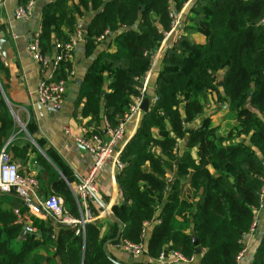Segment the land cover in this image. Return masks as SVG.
<instances>
[{"label": "trees", "instance_id": "obj_1", "mask_svg": "<svg viewBox=\"0 0 264 264\" xmlns=\"http://www.w3.org/2000/svg\"><path fill=\"white\" fill-rule=\"evenodd\" d=\"M30 1L34 0H18V5ZM188 1L55 0L43 7L38 40L44 52L55 46L51 39L68 42L78 19L93 14L84 51L87 58L96 55L74 104L87 119L83 126L88 134L103 136L101 123L116 128L129 114L171 28V14L179 13ZM186 12L180 38L166 43L152 70H157L151 96L156 100L147 114H141L120 154L123 169L116 183L122 203L113 211L119 235L113 228L104 235L97 220L85 225L84 239L75 236L72 227L58 226L54 234L34 218L32 232L21 237L24 227L16 222L13 208L23 201L0 195V264H114L103 244H145V224L152 225L145 244L151 260L171 252L196 258L195 238L201 250L199 264H237L264 185V0H193ZM105 32L109 41L99 42ZM70 71L71 64L62 62L53 82L66 81ZM8 77L0 55V149L10 141L6 149L20 162L28 152L36 153L49 179L57 181V196L77 217L64 180L18 126L17 108L6 98ZM209 95L224 116L218 123L205 117L189 129L203 116ZM147 96L146 91L143 98ZM53 162L71 183V174ZM91 211L94 216L99 213L93 203ZM252 264H264V233Z\"/></svg>", "mask_w": 264, "mask_h": 264}, {"label": "crops", "instance_id": "obj_2", "mask_svg": "<svg viewBox=\"0 0 264 264\" xmlns=\"http://www.w3.org/2000/svg\"><path fill=\"white\" fill-rule=\"evenodd\" d=\"M54 1L55 0H34L31 17L28 19H17L15 17V11L19 6L18 0H0V41L5 42L4 46H0V55L9 74L6 84L7 100L14 108H17V117L22 120L21 122L25 125L28 123V133H26L32 139L34 143L33 146L38 151L39 156H41L51 166V169H53L65 182L66 180L59 173L53 161L63 166L74 178L71 183L66 181L73 187L79 182L80 178L87 175L92 163V156L75 143V138L80 134V129L87 119L81 118L78 111L75 110L74 104L80 87L78 82H82L85 72L96 53L87 58L84 51L85 39L80 41L72 51L70 59L66 61L71 64L73 75H71L70 71L66 76L67 85L62 105L58 109L38 105L36 90L46 76L31 58L28 45L40 34L43 7ZM186 11L182 13V22L187 14ZM92 15V13L85 14L81 19H78L77 24L81 23L83 28L87 29ZM262 25L264 26V18L262 20ZM74 34L75 31L70 35V39ZM51 42L54 44V39H51ZM107 46L108 44H104L102 47L105 49ZM39 50L44 56H53L54 53H57L55 46H53L51 52L41 51L40 47ZM1 51L6 54V59L3 58ZM156 71L151 75L146 88L147 95L150 97L152 96L156 79ZM212 98L213 96H208L207 99L209 102L205 106L203 116L198 118L191 125H188L189 129L197 127L200 121L208 116L212 121L216 122L219 115L221 116V114L224 113L216 109ZM223 108H225V106H222V109ZM140 120L141 112H138L126 121L123 141L118 144L117 149H123L128 140L134 135ZM104 126L106 129L107 126L105 123L99 125L101 129L104 128ZM65 129L68 130L69 135L65 134ZM105 129L103 136L100 135L102 138H106ZM89 130L91 131V129ZM18 143L20 145L19 147L23 144L22 142ZM179 148H183L182 142H180ZM36 156V153L28 152L26 161L20 162L15 160L19 167L18 171L20 175L33 177L37 181L36 194L30 200L33 204H37V202L45 200L52 195H58L55 191L57 181L54 180L52 182L49 179L47 174L48 170L36 161ZM116 177L117 173L110 164H107L97 177V200H99L101 204L95 199L93 207L97 213L99 212L95 220L102 226V233L104 235H108L109 231L112 232V228L113 234L116 236L119 234L120 226L113 215L114 209L122 203ZM17 203H22V206L13 208L14 211L16 210L20 214L19 218H16L17 223L26 224L33 228L31 224L32 219L35 218L36 220L49 223L53 233L55 234L57 232L56 229L58 226L47 218V216L41 213H32L25 207L24 202L20 203V201L17 200ZM102 205L104 209H102ZM254 219L256 222L255 230L252 234H247L243 237L242 242L244 250L241 258L237 260V264H252L254 255L262 240L264 233V192L261 197L260 208L255 212ZM151 228V224L147 225L145 228V244L150 235ZM106 250L109 256L120 264H183L176 262L170 256H166L161 263H158L157 260H151L146 255L133 257L130 253L125 251L119 243L113 245L109 244ZM199 258L198 256L193 262L186 264H199Z\"/></svg>", "mask_w": 264, "mask_h": 264}, {"label": "built area", "instance_id": "obj_3", "mask_svg": "<svg viewBox=\"0 0 264 264\" xmlns=\"http://www.w3.org/2000/svg\"><path fill=\"white\" fill-rule=\"evenodd\" d=\"M192 2L193 0H189L179 13L173 12L171 14V28L164 34V38L157 50V53L153 57L151 68L143 77L141 96L137 98L135 103L130 107L129 114L124 117L116 128L106 127V138H102V136L98 134H88V130L84 126L81 127L80 134L75 138V143L81 146L92 156L91 167L86 176L80 178L79 182L73 187L65 181L74 199L77 217H74L67 211L63 200L56 195H52L45 200L39 201L37 204L31 203V198L36 194L35 190L37 189V181L32 177H25L19 174L18 165L6 149L10 141H8L0 149V195L12 194L19 197L25 203V207L32 213H41L47 216V218H49L57 226L72 227L74 229V235L80 236L84 239L85 225L96 219V216H94L91 211V204L98 195L97 177L107 164L112 165L117 174L122 171L123 164L120 161V154L122 150L117 149V147L118 144L123 141L126 121L135 113L140 112L139 105L146 92L148 81L152 75V70L161 57L164 46L166 45L165 42L167 40L177 41L180 38L181 35L179 33V29L182 26V13ZM32 8L33 2H28L24 7L18 6L15 11V17L17 19H28L31 16ZM107 33L108 32H105V35ZM84 38L85 36L83 32L79 30L78 26L75 30L74 36L68 42L60 44L58 41H55V49L59 51L53 56H44L40 53L38 36H36L28 45V51L31 58L36 62L41 72L46 76L44 81L39 84L36 90L37 103L39 106L58 109L62 105L67 82L64 80L53 82V75L62 62H66L70 59L74 47L80 41L84 40ZM103 40V37H101V40L99 39L98 41L101 42ZM71 75H73L72 71ZM155 100L156 99L151 98L152 102ZM15 119L20 130L26 133L25 125L22 124L18 117H15ZM64 132L69 135L68 130L65 129ZM28 139L33 144L32 139L30 137ZM263 192L264 185L261 190L260 199ZM14 214L18 219L20 215L19 212L15 210ZM22 225L24 227V232H32V229L29 226L26 224ZM144 226L143 233L145 232L147 224ZM254 228L255 221L251 224L249 232L252 233ZM121 245L124 250L130 253L133 257H141L145 254V249L141 245H135L128 243L127 241H123ZM168 256L176 262L183 264L194 261V257L186 258L177 252H171ZM164 259L165 257L160 255L157 261L161 263Z\"/></svg>", "mask_w": 264, "mask_h": 264}, {"label": "water", "instance_id": "obj_4", "mask_svg": "<svg viewBox=\"0 0 264 264\" xmlns=\"http://www.w3.org/2000/svg\"><path fill=\"white\" fill-rule=\"evenodd\" d=\"M4 44H5L4 41H0V46H4ZM1 54H2L3 58L6 59V54H5L3 51H1ZM78 83L81 84V81H79ZM219 85H221V84L219 83ZM150 105H151V97H150V96H147V97L143 98L142 101H141V103H140V105H139V111L141 112V114H143V115L147 114L148 111H149V107H150ZM33 144H34V143H33ZM262 165H263V168H264V161L262 162ZM95 199H96V201H98L99 204H101L100 201L97 200L96 197H95ZM102 209H104V206H103V205H102ZM118 235H119V234H118ZM25 236H26V232L23 231V232L21 233V237H25ZM110 243H111V241H107V242H105V243L103 244V246H102V250H103L104 254L106 255V257H107L111 262H113L114 264H120V263H117L116 261H114V260L109 256V254L107 253L106 248H107V246H108ZM192 243H193V246L196 248V249H195V255H196V256H199V255L201 254V250H200V248L197 247V246H198V242H197V240H196L195 238H192Z\"/></svg>", "mask_w": 264, "mask_h": 264}, {"label": "rangeland", "instance_id": "obj_5", "mask_svg": "<svg viewBox=\"0 0 264 264\" xmlns=\"http://www.w3.org/2000/svg\"><path fill=\"white\" fill-rule=\"evenodd\" d=\"M30 2H34V1H30ZM31 17V16H30ZM79 26V30L80 31H82L83 32V34H84V36H85V34H86V29H84L83 28V26H82V24L81 23H78L77 25H76V29H77V27ZM115 36H116V33L114 34ZM110 36V34H106L105 35V33L102 35V36H100V37H98V40L100 39L101 40V37H103V42H108L109 41V37ZM113 37V35H111V38ZM102 42V41H101ZM168 42V40L165 42V44ZM105 44V43H104ZM75 48V47H74ZM102 49V48H101ZM105 84V83H104ZM106 88V86H104V89ZM224 116V113H222L221 114V116L219 115V118H218V120L215 122V123H218L221 119H222V117ZM22 124H24V123H22ZM25 125V124H24ZM26 126V125H25ZM24 133V135L26 136H24V138H26V139H28L29 137L27 136V133H25V132H23ZM33 178V177H32ZM35 179V178H34ZM98 197V195L96 196V198ZM255 221V219L253 220V222ZM252 222V223H253ZM251 223V224H252ZM46 225H48V226H50V224L49 223H47L46 222ZM23 227V226H22ZM30 227V226H29ZM250 227H251V225H250ZM255 227H256V222H255ZM31 228V227H30ZM32 230H33V228H31ZM250 229V228H249ZM254 230H255V228H254ZM254 232V231H253ZM252 232V233H253ZM252 233H250V232H248L247 234H252ZM246 234V235H247ZM243 241V240H242ZM122 244V243H121ZM136 245H141L142 247H144V249H145V245H144V243H142V244H136ZM243 250H244V248L242 249V251L238 254V256H237V260H239V258H241V255H242V253H243ZM145 255V254H144ZM181 255V254H180ZM183 256V255H182ZM240 256V257H239ZM163 257H166V256H163ZM185 257V256H184ZM192 257H194V256H192ZM198 256H196V258H197ZM239 257V258H238ZM159 258V257H158ZM158 258H157V260H158ZM187 258V257H186ZM190 258V257H189ZM194 260H195V257H194ZM158 262V261H157ZM159 263V262H158Z\"/></svg>", "mask_w": 264, "mask_h": 264}]
</instances>
